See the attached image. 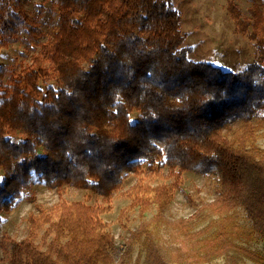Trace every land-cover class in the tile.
I'll use <instances>...</instances> for the list:
<instances>
[{
    "label": "trees",
    "instance_id": "trees-1",
    "mask_svg": "<svg viewBox=\"0 0 264 264\" xmlns=\"http://www.w3.org/2000/svg\"><path fill=\"white\" fill-rule=\"evenodd\" d=\"M245 1L228 10L264 57V0ZM27 2L0 0V50L23 45L0 64V213L23 192L34 205L24 235L0 239L7 264H112L101 214L117 193L121 219L138 215L122 262L137 248L133 264H264V63L233 71L189 58L170 0H46L32 12ZM188 171L214 196L185 193L192 214L171 220ZM33 174L60 199L37 202ZM66 187L99 200L67 201Z\"/></svg>",
    "mask_w": 264,
    "mask_h": 264
},
{
    "label": "rangeland",
    "instance_id": "rangeland-1",
    "mask_svg": "<svg viewBox=\"0 0 264 264\" xmlns=\"http://www.w3.org/2000/svg\"><path fill=\"white\" fill-rule=\"evenodd\" d=\"M46 0H28L26 8L32 12L33 6ZM180 13L181 30L186 34L184 45L189 48V58L196 61H207L227 70H241L253 60L264 63V57H256L252 43L246 35L236 30L235 21L228 10V0H170ZM244 11L247 7L245 0H232ZM48 3H46L47 5ZM23 45L20 42L10 44L7 48L0 50V64L18 61L21 59L20 52ZM258 144L264 148V134L260 132ZM3 171L0 170V178ZM183 190H177L171 204L167 208V216L171 220L180 216L187 217L192 214L194 207L186 200V194L195 199L211 200L214 196L212 181L206 179L199 173L185 172L183 175ZM134 181V176L125 178L122 190L127 189ZM31 191L35 193L37 202L51 205L58 201L59 194L56 189L48 188L33 174ZM27 192L18 197L9 211L0 213V239L8 235L13 239H20L26 230L27 217L33 211L34 205L25 198ZM89 195L88 204L98 202L99 197L91 192L66 187L62 193L63 199L67 201L84 200ZM128 204V199L117 193L112 200V207L106 213L101 214L106 221L109 230L114 236V244L111 255L114 258L112 264H133L137 258L138 250L135 248L131 262L120 260V251L128 230L138 223L137 210L127 211L126 216L121 219L120 211ZM152 208L148 215L154 212ZM243 215V214H242ZM245 219H241L244 223ZM166 237L168 232L164 231ZM254 249L263 250V242L254 239L248 243ZM0 264H7L4 254L0 249ZM179 264V263H175ZM192 264V263H186ZM197 264H226L222 257L197 263ZM239 264H254L244 259Z\"/></svg>",
    "mask_w": 264,
    "mask_h": 264
}]
</instances>
